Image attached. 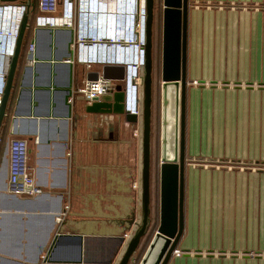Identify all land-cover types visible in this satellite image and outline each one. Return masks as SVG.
<instances>
[{
    "label": "crops",
    "instance_id": "obj_1",
    "mask_svg": "<svg viewBox=\"0 0 264 264\" xmlns=\"http://www.w3.org/2000/svg\"><path fill=\"white\" fill-rule=\"evenodd\" d=\"M27 7L0 123V264H118L140 217L139 169L128 165L124 117L87 113L79 90L103 74L123 85L124 70L71 62L70 76L69 31L36 29L39 0ZM186 33L184 229L176 249L188 254L168 264H264V0H188ZM158 61L161 92V54ZM20 139L43 191L37 197L8 191V143ZM200 146L204 153H194Z\"/></svg>",
    "mask_w": 264,
    "mask_h": 264
},
{
    "label": "water",
    "instance_id": "obj_2",
    "mask_svg": "<svg viewBox=\"0 0 264 264\" xmlns=\"http://www.w3.org/2000/svg\"><path fill=\"white\" fill-rule=\"evenodd\" d=\"M18 0H0L15 2ZM144 20L141 23V49L144 51V65L141 69L143 96L140 117L124 113L125 95L122 85H117L106 95L96 98L85 111L90 114L122 115L128 124L141 122V177H140V217L134 222V229L128 237L126 247L118 264H129L145 236L150 224V137L152 104V25L154 0H144ZM27 8V7H26ZM29 8V7H28ZM27 8L26 12H29ZM188 0H162V48H161V122H160V195L159 224L139 264H168L176 249L184 229V168H185V96H186V37ZM26 13L23 16L16 49L9 63L8 75L0 101V123L12 89V82L21 49L25 29L28 27ZM74 32L69 30L67 49L72 58L71 45ZM68 64L70 76L72 64ZM113 66H104L110 69ZM115 68V67H114ZM112 69V68H111ZM113 70H124L117 67ZM124 72V71H123ZM104 77V74L102 75ZM97 77V75H96ZM117 79L124 80L120 75ZM71 90L64 96L70 117L69 98ZM79 247L82 237H73ZM188 254V252H185ZM49 263V258L45 260ZM80 263V258L79 261Z\"/></svg>",
    "mask_w": 264,
    "mask_h": 264
},
{
    "label": "built area",
    "instance_id": "obj_3",
    "mask_svg": "<svg viewBox=\"0 0 264 264\" xmlns=\"http://www.w3.org/2000/svg\"><path fill=\"white\" fill-rule=\"evenodd\" d=\"M97 0H39L40 15L35 19L36 29H66L73 30L74 37L71 45L73 51L72 59L67 63L76 62L86 69L92 66H119L124 69L123 91L125 95L124 113H130L140 117L142 108V74L144 65V51L141 49V40L138 41V26L134 33L128 29L123 30V25L129 23L131 13L126 12L118 16L120 29L108 30L106 36L87 34L86 24L80 25V19L86 21L88 14H95L94 6ZM131 3L132 0H127ZM144 0L142 2L141 13L144 20ZM129 6V5H128ZM61 12L58 15V9ZM90 8V9H89ZM26 12L25 6L3 5L0 6V66L6 67L8 75L9 63L16 49V41L19 35L23 14ZM139 8L137 18L139 22ZM142 28V27H141ZM142 35V34H141ZM141 39V37H140ZM102 47L107 49L108 55L103 57L87 56V50ZM33 51V46H30ZM193 84H197L196 81ZM110 81L103 76L94 79H86L79 92L86 105H90L93 100L106 95L110 90H114ZM3 85H0V101L4 92ZM10 157L8 191L12 195L24 197H37L43 194L42 189L37 185L29 165V151L26 140H11L8 143ZM137 187L136 184L133 185ZM185 252L175 249L172 256L180 257Z\"/></svg>",
    "mask_w": 264,
    "mask_h": 264
},
{
    "label": "rangeland",
    "instance_id": "obj_4",
    "mask_svg": "<svg viewBox=\"0 0 264 264\" xmlns=\"http://www.w3.org/2000/svg\"><path fill=\"white\" fill-rule=\"evenodd\" d=\"M158 5V4H157ZM153 16V25H152V104H151V137H150V224L147 229L145 236L141 239L138 249L133 255L131 262L129 264H139L143 255L145 254L149 243L151 242L158 224H159V195H160V118H161V92L158 88V77L157 76V68L159 64V55L160 52V34L161 27L159 21V11ZM160 10V9H159ZM96 67V66H92ZM197 82V81H196ZM193 86H198L197 84L191 83ZM122 116V115H121ZM123 117V116H122ZM127 136L131 138L132 141V151L130 153V159H128V165L134 166L139 169V182L141 177V122L137 125L127 124ZM138 147H140V157L138 155ZM194 153H204L205 149L200 146L198 148V152ZM198 164H206L205 160H197L200 162ZM234 163V162H233ZM134 190H137L133 188ZM140 191V184H139ZM261 219V218H260ZM259 229V228H257ZM147 246V247H146ZM146 248V250H145ZM144 251V252H141Z\"/></svg>",
    "mask_w": 264,
    "mask_h": 264
},
{
    "label": "clouds",
    "instance_id": "obj_5",
    "mask_svg": "<svg viewBox=\"0 0 264 264\" xmlns=\"http://www.w3.org/2000/svg\"><path fill=\"white\" fill-rule=\"evenodd\" d=\"M96 5L94 6L96 9L95 14L91 13L88 14L90 17H87L86 21L80 19V25L86 24V31L87 34H96L106 36L108 30L115 29L119 30L120 27L118 25V16L126 14V12H130L131 19L129 23L126 25L124 23L123 30H129L130 32L134 33L136 26L138 25V3L136 0H132L131 3H128L127 0H97ZM129 5V6H128ZM90 9V8H89ZM108 50L103 49L102 47L95 49L87 50V56L93 55L95 57H103L105 54L108 55ZM6 67L0 66V85H3L5 88L6 85Z\"/></svg>",
    "mask_w": 264,
    "mask_h": 264
},
{
    "label": "bare ground",
    "instance_id": "obj_6",
    "mask_svg": "<svg viewBox=\"0 0 264 264\" xmlns=\"http://www.w3.org/2000/svg\"><path fill=\"white\" fill-rule=\"evenodd\" d=\"M137 1V3H138V8H139V22H138V24H139V26H138V35H139V38H138V41H139V43H140V37H141V34H142V28H141V19H142V17H143V14L141 13V10H142V2H143V0H136Z\"/></svg>",
    "mask_w": 264,
    "mask_h": 264
},
{
    "label": "flooded vegetation",
    "instance_id": "obj_7",
    "mask_svg": "<svg viewBox=\"0 0 264 264\" xmlns=\"http://www.w3.org/2000/svg\"><path fill=\"white\" fill-rule=\"evenodd\" d=\"M32 1V0H31ZM30 2V0H19L18 3H20V6H25L27 7V3ZM28 8V7H27ZM27 8H26V11H27ZM161 35H162V30H161ZM161 40H162V37H161Z\"/></svg>",
    "mask_w": 264,
    "mask_h": 264
},
{
    "label": "trees",
    "instance_id": "obj_8",
    "mask_svg": "<svg viewBox=\"0 0 264 264\" xmlns=\"http://www.w3.org/2000/svg\"><path fill=\"white\" fill-rule=\"evenodd\" d=\"M161 1H162V0H158L159 9H161ZM154 5H155V1H154ZM159 21H160V27H161V12H160V15H159ZM146 247H147V246H146ZM145 250H146V248H145ZM145 250H144V251H145ZM144 251L141 250V252H144Z\"/></svg>",
    "mask_w": 264,
    "mask_h": 264
}]
</instances>
